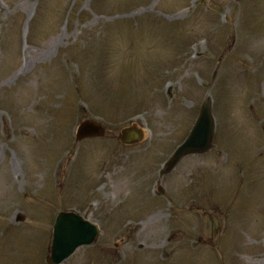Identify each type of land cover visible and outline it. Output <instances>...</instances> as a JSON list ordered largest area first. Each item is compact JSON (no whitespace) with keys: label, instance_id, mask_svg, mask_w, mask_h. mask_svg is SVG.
<instances>
[{"label":"rangeland","instance_id":"374dc122","mask_svg":"<svg viewBox=\"0 0 264 264\" xmlns=\"http://www.w3.org/2000/svg\"><path fill=\"white\" fill-rule=\"evenodd\" d=\"M63 209L99 232L58 264H264V0H0V264H48Z\"/></svg>","mask_w":264,"mask_h":264},{"label":"water","instance_id":"95a60500","mask_svg":"<svg viewBox=\"0 0 264 264\" xmlns=\"http://www.w3.org/2000/svg\"><path fill=\"white\" fill-rule=\"evenodd\" d=\"M213 125L214 121L211 115L210 101L206 99L189 136L175 150L168 161L167 169L171 168L176 160L184 153L207 149L210 145ZM102 133L103 128L99 123L87 119L82 121L77 129L78 138L101 135ZM120 138L125 142L136 141L140 138V132L133 127H127L122 130ZM55 220V233L52 238L49 261L59 262L71 253L77 245L92 242L97 233L95 225L72 212L61 211L57 214Z\"/></svg>","mask_w":264,"mask_h":264}]
</instances>
